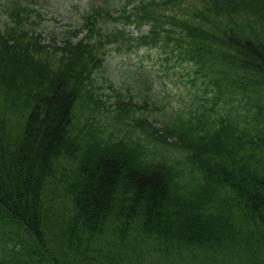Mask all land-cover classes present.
Segmentation results:
<instances>
[{"label":"trees","instance_id":"trees-1","mask_svg":"<svg viewBox=\"0 0 264 264\" xmlns=\"http://www.w3.org/2000/svg\"><path fill=\"white\" fill-rule=\"evenodd\" d=\"M40 2L0 0V264H264V0H102L55 47ZM115 44L159 78L104 111Z\"/></svg>","mask_w":264,"mask_h":264},{"label":"rangeland","instance_id":"rangeland-1","mask_svg":"<svg viewBox=\"0 0 264 264\" xmlns=\"http://www.w3.org/2000/svg\"><path fill=\"white\" fill-rule=\"evenodd\" d=\"M101 2L102 0H42L39 4L42 7L45 22L36 29L37 32L42 34V42L53 47L63 45V33L66 30L81 27L84 9L88 6L98 5ZM37 3L34 4L37 5ZM116 47V44L107 47L105 67L103 70L98 71L94 78L95 83L101 87L100 92L106 93L103 96V99L106 100L104 111H113L115 108L116 92L110 87L111 85H114L115 89H121L123 93L133 88H139L138 84L142 80L139 75L146 69L154 70L156 79L159 78L158 69H154L157 57L156 51L133 48L124 49L125 51L122 52L118 51ZM154 87L156 92L159 89V83L157 82ZM148 95H151V93ZM141 101L142 97L136 95L134 103L140 104Z\"/></svg>","mask_w":264,"mask_h":264}]
</instances>
